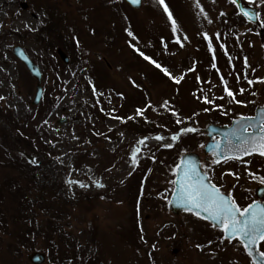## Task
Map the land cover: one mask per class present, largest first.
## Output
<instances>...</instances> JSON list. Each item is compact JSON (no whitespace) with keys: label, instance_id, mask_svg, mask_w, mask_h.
Wrapping results in <instances>:
<instances>
[{"label":"rangeland","instance_id":"obj_1","mask_svg":"<svg viewBox=\"0 0 264 264\" xmlns=\"http://www.w3.org/2000/svg\"><path fill=\"white\" fill-rule=\"evenodd\" d=\"M242 1L258 11L259 25L242 20L230 0H164L173 31L158 0H142L138 10L123 0H0V264H31L34 252L45 255L43 264H55L43 238L34 249L27 241L16 248V235L32 222L45 226L48 216L28 201L26 212L11 218L19 210L9 195L13 185L29 199L38 188L53 189L65 207L61 235L79 247L74 264L94 254L96 264H253L239 242L167 207L179 157L202 156V130L217 124L209 121L217 117L211 107L219 104L229 123L264 106V0ZM45 26L59 33L60 47L47 45L54 36L43 33ZM17 46L42 74L36 106V80L12 54ZM170 108L179 111L178 130L161 119ZM5 114L48 152L18 148ZM126 116H147L158 130L138 134L124 126ZM77 150L85 151L81 160ZM218 170L225 191L234 186L251 200L264 184V159L230 161Z\"/></svg>","mask_w":264,"mask_h":264},{"label":"water","instance_id":"obj_2","mask_svg":"<svg viewBox=\"0 0 264 264\" xmlns=\"http://www.w3.org/2000/svg\"><path fill=\"white\" fill-rule=\"evenodd\" d=\"M123 1L133 10H138L142 6V0H139L138 3H133L131 2V0H123ZM230 1L235 5L238 13L244 18L245 21L253 25H259L258 12L254 7L245 5L242 2V0H235V2H233V0H230ZM22 7L25 8L26 5L22 4ZM259 34L260 36H263L264 30L260 29ZM56 53L60 57L63 63L65 64L68 63V57L61 49H57ZM12 54L14 55L16 59H18L25 66L29 74L36 80L34 99L32 102L33 105L36 106L38 105L42 97V91H43L42 81H41V78H42L41 71L39 67L30 59V57L23 51L21 47L19 46L14 47L12 50ZM262 115H264V106H257L254 110V115L252 117H245V118H253V119L251 121L245 120V121H242L241 123L247 124L251 122L257 125L254 128H249L250 130L247 133L242 132L240 130V124L237 123L238 121L241 120V117L232 120L230 125L208 124L202 131L204 132V134L206 135L208 139L217 137L218 140L207 142V144L204 146V152L211 154L215 162H217V160H219V162L225 160L223 158L224 155L233 156V157L239 156L240 157L239 159L245 156H248L249 154L243 153V148L247 146V145H244L243 141L249 140V142H251V139L253 136L256 137L257 140L259 139L260 136H264V131H262L259 127V123L261 121ZM62 122L63 121H61V123ZM234 132L241 137V140L238 141L232 135V133ZM249 134H251V136ZM218 142H219V147L216 146ZM252 154L259 155L257 153H252ZM27 161L31 163L32 165L37 164L34 161H30V160H27ZM189 163H191L197 168V170L200 173V177L203 179V182L205 184L212 185L210 181L208 180L207 175L201 170V164L199 162V158L197 154H195L194 152H185L181 155L180 160L177 166L175 167L174 181H177L178 179L181 178L183 167ZM178 188H179V185L173 183L172 193L167 203L168 210L170 211L172 215L179 216L181 214H186V213L191 214L197 217L198 219L209 223L216 229L222 230L223 237L225 240L227 241H232L235 239L238 240L242 244L244 252L250 258L252 263L261 264V260L264 259V257L261 256L262 252L259 250V244L262 241L257 239L255 243L246 246L245 243H242L239 238H232V239L226 238V233L223 230V226L216 224L214 221H212L208 217L207 213L200 212L199 210H196V209H193L190 211L188 210L187 206L180 204V202L178 201ZM256 197L259 200L253 202L247 208H257V206H258V209L264 208V203L261 201L262 199H264V187H258L256 189ZM45 259H46L45 255L40 252H34L29 257V261L31 264H43L45 262Z\"/></svg>","mask_w":264,"mask_h":264},{"label":"trees","instance_id":"obj_3","mask_svg":"<svg viewBox=\"0 0 264 264\" xmlns=\"http://www.w3.org/2000/svg\"><path fill=\"white\" fill-rule=\"evenodd\" d=\"M232 4V3H231ZM233 5V4H232ZM235 11L237 12V9L235 8V6L233 5ZM238 13V12H237ZM239 15V14H238ZM240 16V15H239ZM241 17V16H240ZM241 19L243 20V18L241 17ZM43 33L45 35L48 36H54L51 40L48 38L45 39V42L47 43V45H52L53 48H58L60 47L57 43L56 40H61V36L59 35L58 32L55 31V28L52 26H45L43 28ZM58 42V41H57ZM57 45V46H54ZM69 44H67L68 46ZM67 46L65 45L64 47L67 48ZM54 51V50H53ZM72 62H77V58L75 59L74 57L70 58ZM244 102H246V100L242 99ZM219 104L218 105H213L211 108H215L214 113L215 116L214 120L212 118H210V122H214L219 124L220 122L225 123V121L227 119H225L224 117L227 116L226 112H217V109L219 108ZM204 108H208V106H203ZM168 110V109H167ZM178 112L176 111L175 108H170L168 111H162L161 112V119L169 122L170 124V128L173 130H178L180 129L177 120H178ZM217 112V113H216ZM217 114V115H216ZM3 116H7L6 118V123L11 126L13 128V130L15 129V139L14 142H17L19 144L18 148H20L21 150H26L29 153L32 154H46L48 151L46 149L47 144L43 145V147L41 146V141L38 140V138L35 136V134H27L24 133L23 131H21L18 126H16L15 123V119H13V117L11 115H3ZM193 117V116H191ZM190 116H188L186 123L191 125L192 122H194L193 118H191ZM148 118L147 116L145 117V119H141V118H127V116L125 117V127L127 129L130 130H134L136 131V133L138 134H148V133H152L156 130H158L157 128L154 127V122L151 119H146ZM212 119V120H211ZM141 120V121H139ZM146 120V121H145ZM27 124L25 125V128L27 129ZM23 128V127H22ZM12 145V144H11ZM13 149L14 146H12ZM79 151V150H77ZM75 158L78 160H81V158H84L85 156V151H79L74 153ZM26 167H29L28 164H25ZM24 166V167H25ZM26 186H30V183L26 182ZM14 188V191L11 192V189ZM10 189V193L9 195L14 197L16 202H18V206H19V210L16 211V215H11V218L13 219H19V214L20 213H24V211L26 212V209L23 208V205L25 204L24 202H28L31 201V203L38 205L43 211H45L47 213L48 219L45 222V226H35L34 222H32V226H29L28 229H26V231H20L19 234L16 235L17 238V243H16V248L18 246L22 245H26V241L27 242H31L30 248L34 249V244H35V239L38 238H43L46 242H48L49 244H51V248L52 250L49 252V256L51 259H53L54 257V263L55 264H64L67 260H69V262H71V264L77 263V259L79 257V247L78 245H76V243H72L70 241L65 240V238H63V235H61V232L59 230L58 227V222L59 219L62 215V211L64 210V206L62 204H60L58 202V200H56L55 196H54V191L52 188H38L36 190L37 194H34V197L32 198H28V196L25 194L24 190L22 189V187H19L18 185H13L11 186ZM3 217H5V215L3 214V211L0 210V219H2ZM33 216H31L32 218ZM32 221V220H31ZM35 227V228H34ZM29 237H31V240L29 239ZM58 239V244H52L54 239ZM61 241V242H60ZM61 243V244H60ZM260 250L262 252H264V246L260 245ZM61 258V259H59ZM97 263V258L96 255H90L88 258H86L85 263L84 264H96ZM83 264V263H81Z\"/></svg>","mask_w":264,"mask_h":264},{"label":"snow or ice","instance_id":"obj_4","mask_svg":"<svg viewBox=\"0 0 264 264\" xmlns=\"http://www.w3.org/2000/svg\"><path fill=\"white\" fill-rule=\"evenodd\" d=\"M131 2L138 3L139 0H131ZM158 2L164 7L165 13L168 14V19L172 22L173 31H175V21L168 11L164 0H158ZM233 2H235V0H233ZM129 35H131V33H129ZM144 59L149 60L147 56H144ZM156 66L158 68L160 67L158 64ZM165 74L167 75L168 73L165 72ZM249 83L252 82L249 81ZM226 93L229 96L233 95V93L227 89ZM205 102L207 103L208 101L205 100ZM252 119L253 118L241 117V120L237 122L240 124V130L242 132L247 133L249 128L257 126L251 122L247 124L241 123L242 121H251ZM259 127L264 131V115H262ZM187 131L191 132L193 130L188 129ZM232 135L238 141L241 140V137L235 132L232 133ZM249 135L251 136V134ZM155 139L161 140L162 137L157 136ZM172 139H176V137H172ZM140 143H143V141ZM243 143L247 145L243 148L244 154L250 155L252 153H257L264 156V136H260L258 140L253 136L251 142H249V140H244ZM216 146L219 147V142ZM223 158L228 160L233 158L239 159L240 157L224 155ZM133 160H135V156H133ZM217 162H219V160H217ZM173 183L179 185L178 201L180 204L187 206L190 211L196 209L200 212L207 213L212 221L223 226L226 238H239L246 246L255 243L257 239L264 241V208L258 209L257 206V208H246L241 210L236 205L235 201L231 200L230 194L225 196L215 185L205 184L200 177L199 171L191 163L183 167L181 178L177 181H173ZM261 183H264V180H261ZM261 256L264 257V253H261ZM261 264H264V259L261 260Z\"/></svg>","mask_w":264,"mask_h":264},{"label":"flooded vegetation","instance_id":"obj_5","mask_svg":"<svg viewBox=\"0 0 264 264\" xmlns=\"http://www.w3.org/2000/svg\"><path fill=\"white\" fill-rule=\"evenodd\" d=\"M254 115V110L253 112H249L248 114H244V115H240V116H237L236 118H239V117H252ZM235 119V118H234ZM233 120V119H232ZM229 123H231V121ZM229 123H225V124H219V125H227ZM250 129H248L249 131ZM195 133V132H192L191 135ZM205 135V134H204ZM206 137V135H205ZM218 140L217 137H214V138H211V139H208L206 137V143L203 145L202 147V156H200L199 154H197L198 158H199V162L201 164V170L207 175L208 177V180L210 181V183L212 185H215L216 187L219 188L220 192L225 194V195H229L230 194V198L231 200H234L236 205L241 209H245L247 208L250 204H252L253 202L255 201H258L259 199H257L256 197V189L258 187H264V184H261V185H258L254 191V198L251 200L250 197H248L247 195L243 194L241 191H239V189H237L236 187L234 186H231L230 185V190L228 191H225L224 190V187L223 185L225 184V177L222 175V173L218 170V167H220L221 165L225 164V163H228V162H234V161H241L243 159H247V158H260V159H264V157L260 156V155H255V154H252V155H248V156H245L241 159H236V158H233V159H228V160H223V161H220V162H215L214 158L212 157L211 154L209 153H205L204 152V146L207 144V142L209 141H216ZM182 155V154H181ZM181 157V156H180ZM180 157H179V160H180ZM179 162V161H178ZM248 171V170H247ZM246 171V172H247ZM251 171H249L248 175L250 174ZM247 174V173H246ZM263 203H264V199L261 200ZM221 231V230H219ZM221 233L223 234V232L221 231ZM227 241V240H226ZM238 242L237 240H232V241H229V242ZM263 242V241H262Z\"/></svg>","mask_w":264,"mask_h":264}]
</instances>
